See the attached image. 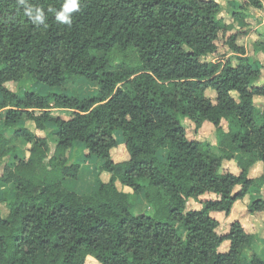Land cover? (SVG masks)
<instances>
[{
    "label": "trees",
    "instance_id": "obj_1",
    "mask_svg": "<svg viewBox=\"0 0 264 264\" xmlns=\"http://www.w3.org/2000/svg\"><path fill=\"white\" fill-rule=\"evenodd\" d=\"M69 2L0 0V161L14 156L0 185L15 192L0 198L8 207L0 211V264H85L90 255L99 264H243L254 234L239 219L220 232L217 213L228 217L264 187V112L255 103L264 97L263 64L239 42L247 30L220 15L218 0H76L64 23L57 14ZM248 6L264 0L233 10L241 26ZM254 50L264 52V37ZM27 76L58 87L85 77L98 91L10 86ZM185 118L197 129L214 125L217 144L190 138ZM119 132L122 160L112 155ZM19 138L31 144L28 156L17 155ZM78 142L100 160L89 192L65 184L80 175L70 159ZM258 162L263 171L251 176ZM140 195L151 212L137 209ZM190 199L200 205L187 209ZM246 208L264 211V197ZM250 264L264 258L253 251Z\"/></svg>",
    "mask_w": 264,
    "mask_h": 264
},
{
    "label": "rangeland",
    "instance_id": "obj_2",
    "mask_svg": "<svg viewBox=\"0 0 264 264\" xmlns=\"http://www.w3.org/2000/svg\"><path fill=\"white\" fill-rule=\"evenodd\" d=\"M218 1L223 5V11L220 15L229 22L233 21V16H232L233 10L241 9L240 5L243 2V0H218ZM244 12H246L248 15V17L246 18V22H247L246 26H240L238 22L234 21L235 24L237 25L236 26L237 29L245 28L247 30V33H245V35L240 36L239 42L247 43L248 56L252 59L254 64L259 65L258 61H260L263 64L262 80H264V54H259L256 56V54L254 53V46H253V42L255 40H260L264 37V7L260 9H256V7L248 6ZM219 42H220V45L222 46L224 43V40L220 39ZM223 50H224V47L220 48V53H222ZM131 56L133 57V60L136 61V57L134 56V54H132ZM215 58L221 59V56H215ZM21 82L22 83L20 84L10 83V86L13 87L16 91L19 90L20 93H23L24 91L28 89L34 88L35 90H40L43 93L49 90H53V91H61V92H67V93H77L83 97L93 95L98 91V84H96L93 81L88 80L85 77L79 78L77 81L67 84L66 86H63V87L49 86L48 90L44 88L42 89L43 86L47 87L46 84L34 83L29 79V76H27ZM208 93L209 95L213 97L215 95L214 92L211 90ZM255 103H256V106L261 111L264 112V98L257 97L255 99ZM184 123L187 127V132L190 138L201 140V141H209L210 143L214 145L217 144V136H216L215 127L211 123H205L203 124L202 127L198 129L196 128L195 123L188 118H185ZM41 132H43L44 134L46 133L44 131H41ZM8 133H12V131H9ZM116 135L121 143L119 144L118 147L113 149L112 155L115 157L116 160H122L128 157V151L124 144V138H123L122 132H119ZM55 144H56V136L51 135L50 145H51L52 152L54 151ZM21 149L23 150L24 148L21 147ZM161 155H162L161 157L164 156V154H161ZM70 159L73 162L79 163L81 166V169H80L79 178L76 180L70 179V181L68 182V185L81 193L89 192L92 189H94L96 187V182H97L96 170L98 169V164L100 163L99 158L97 156H87V151L84 145L81 142L80 143L78 142L74 145V147L70 151ZM226 164L228 165L230 169L235 170L236 172L238 171L236 161L231 160V161L226 162ZM260 164L262 165L261 162ZM1 172H2V162L0 161V173ZM109 175L110 174L105 171L102 173L101 177L104 180H108ZM118 185L120 188H123L126 191L133 190L129 186H124L121 182H118ZM251 192L252 193H249L245 198L238 201V207H237V210L235 211V214H237L238 210L240 209L241 210L246 209L247 204L250 201L251 194L253 197H264V190H262V188H252ZM209 195L210 194L205 195L204 197H207ZM199 205L200 203L198 201L190 199L187 202V209L194 207V206H199ZM137 209L151 212L148 202L146 201L143 195H140L138 197ZM138 210L135 209L136 213L140 212ZM0 211L2 213H6L8 211V207L5 203L0 202ZM217 217L221 221L220 232H224L228 228L227 227L228 222L234 220L232 217H229V216L227 217L224 214L217 213ZM224 247H225V244L223 248ZM253 251L259 253L264 258V239H261L260 243L256 244L255 247L251 245L250 248L244 251L243 264H250V255ZM85 264H99V261L94 256L90 255L87 257Z\"/></svg>",
    "mask_w": 264,
    "mask_h": 264
},
{
    "label": "crops",
    "instance_id": "obj_3",
    "mask_svg": "<svg viewBox=\"0 0 264 264\" xmlns=\"http://www.w3.org/2000/svg\"><path fill=\"white\" fill-rule=\"evenodd\" d=\"M256 9H260V8H256ZM248 17V15L246 16V18ZM233 21H235L233 19ZM235 22H238V24H240V26L242 25V22L240 21H235ZM234 22V23H235ZM236 25V24H235ZM237 26V25H236ZM251 35V34H250ZM256 41V40H255ZM255 41L253 42V46H254V43ZM245 48H246V51H247V55H248V48H247V43H242ZM254 53L257 55L259 54H264V52H256L254 50ZM263 77V76H262ZM262 80V79H261ZM22 83V82H21ZM20 84V83H19ZM41 88V87H40ZM47 89L49 88V86L45 87L43 86L42 89ZM31 89H34V88H31ZM19 91V90H18ZM20 92V91H19ZM257 97H262V96H257ZM256 97V98H257ZM255 98V99H256ZM264 98V97H262ZM48 126L50 128V130H55L54 126L55 124L52 123V122H49L48 123ZM1 124H0V129H1ZM38 134L40 135H44L43 132H41L40 130H38ZM80 143V142H79ZM83 144V143H82ZM30 143L25 141L24 139L22 138H19L17 141H16V146H17V155L20 156V157H24V156H28L29 154V147H30ZM23 147L24 149L22 150L21 147ZM13 160H14V156H9L7 161H1L2 162V172H3V169H4V165L6 163L8 164H13ZM259 169V171H258ZM235 171V170H234ZM263 171V165L260 164V162L256 163L255 166L251 169L250 171V175H253V176H257L259 174H261ZM2 172L0 173V175L2 174ZM96 174H97V170H96ZM97 180V178H96ZM70 181V178L65 180V184L70 187L68 185V182ZM96 185H97V182H96ZM72 188V187H70ZM73 189V188H72ZM262 190H264V187H262ZM6 191L9 192V196L10 197H13L14 195V189H13V186L12 184H6V185H0V198L4 197L6 193ZM252 191V190H251ZM252 193V192H251ZM252 194H251V197L250 199L252 198ZM249 203V202H248ZM237 207H238V201L235 203L233 209H232V212L231 214L229 215V217H232L233 219H239L243 222L244 226L247 228L248 231L252 232L254 234V238H253V242H252V246L255 247L256 244L260 243L261 239H264V211H261V212H256V213H250L247 208L245 210H238V213L235 214V211L237 210ZM231 222V221H230ZM229 222V223H230Z\"/></svg>",
    "mask_w": 264,
    "mask_h": 264
},
{
    "label": "clouds",
    "instance_id": "obj_4",
    "mask_svg": "<svg viewBox=\"0 0 264 264\" xmlns=\"http://www.w3.org/2000/svg\"><path fill=\"white\" fill-rule=\"evenodd\" d=\"M75 8H77L76 0H70V2L65 5L64 11L57 14V19L64 23H70L71 21L67 13L71 12ZM29 15H31V12H29ZM39 19H43V13H40Z\"/></svg>",
    "mask_w": 264,
    "mask_h": 264
}]
</instances>
